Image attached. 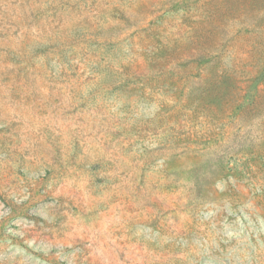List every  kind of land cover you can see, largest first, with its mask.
Returning <instances> with one entry per match:
<instances>
[{
	"label": "rangeland",
	"instance_id": "obj_1",
	"mask_svg": "<svg viewBox=\"0 0 264 264\" xmlns=\"http://www.w3.org/2000/svg\"><path fill=\"white\" fill-rule=\"evenodd\" d=\"M262 26L264 0H0V264H264L261 119L191 63L225 43L243 86Z\"/></svg>",
	"mask_w": 264,
	"mask_h": 264
},
{
	"label": "trees",
	"instance_id": "obj_2",
	"mask_svg": "<svg viewBox=\"0 0 264 264\" xmlns=\"http://www.w3.org/2000/svg\"><path fill=\"white\" fill-rule=\"evenodd\" d=\"M227 16L229 19H231V21L228 26L222 27H224L225 32L226 30L231 32L234 35L233 37L244 36L247 33L256 30L254 28L253 20L247 21L245 18L242 19L241 17L234 16V14H232L231 8H229ZM234 18L235 20L233 22ZM217 28L218 26L212 28V33H214ZM263 29L264 26L257 28V30L260 32H263ZM226 45L227 44L225 43H221L220 45L212 44V46H207L206 56L199 57L197 59L193 57L191 58V63H197L201 70L207 69V75L211 74L215 70V74L212 77H209V79H207L205 82V92H207L213 102L220 103L222 100L225 101L226 117L240 121V128L243 129L248 127L246 122H251L255 118L261 119V124H259L261 127L257 128L259 130L263 129V131L260 130L255 134V137H258V135L264 133V42L260 44V48L253 46L255 50L262 54V60L259 62V64H257V69L255 72H252L248 76V80L245 81V84H243L241 87L232 82L233 77L229 74L228 68L223 64L224 56L223 52L221 51ZM196 48L197 47L194 49ZM210 60H212V62L214 61L213 66L211 67L209 66L210 64H208V61ZM158 61L160 65H162V61L159 58ZM168 62L163 64V67H168L170 64H168ZM181 64L183 69L192 67L189 62H183ZM217 64L218 66L215 69ZM214 76L218 77L217 80L213 78ZM220 84L222 85L220 86ZM230 87L233 89V94L232 96L226 98V96L229 94L226 89ZM193 91L194 89L191 90V93ZM214 99L217 100L215 101ZM246 140L251 141L252 139L247 136L245 141ZM240 151H249V148L242 147Z\"/></svg>",
	"mask_w": 264,
	"mask_h": 264
}]
</instances>
